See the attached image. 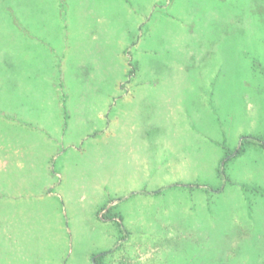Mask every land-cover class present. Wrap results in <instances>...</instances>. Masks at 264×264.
Here are the masks:
<instances>
[{
  "label": "rangeland",
  "instance_id": "374dc122",
  "mask_svg": "<svg viewBox=\"0 0 264 264\" xmlns=\"http://www.w3.org/2000/svg\"><path fill=\"white\" fill-rule=\"evenodd\" d=\"M0 264H264V0H0Z\"/></svg>",
  "mask_w": 264,
  "mask_h": 264
},
{
  "label": "trees",
  "instance_id": "16d2710c",
  "mask_svg": "<svg viewBox=\"0 0 264 264\" xmlns=\"http://www.w3.org/2000/svg\"><path fill=\"white\" fill-rule=\"evenodd\" d=\"M242 146H243V142H242V145L240 146V148H238V152L237 153H240L241 152Z\"/></svg>",
  "mask_w": 264,
  "mask_h": 264
},
{
  "label": "crops",
  "instance_id": "0c3cea01",
  "mask_svg": "<svg viewBox=\"0 0 264 264\" xmlns=\"http://www.w3.org/2000/svg\"><path fill=\"white\" fill-rule=\"evenodd\" d=\"M61 105H63V104H61ZM239 148H240V147H239ZM237 152H238V151H237ZM237 152L235 153L236 155L239 154V153H237Z\"/></svg>",
  "mask_w": 264,
  "mask_h": 264
}]
</instances>
